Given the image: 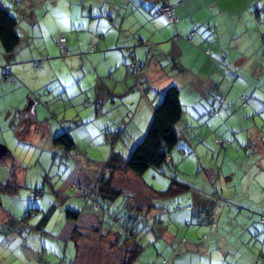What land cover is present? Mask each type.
<instances>
[{"label":"rangeland","instance_id":"obj_1","mask_svg":"<svg viewBox=\"0 0 264 264\" xmlns=\"http://www.w3.org/2000/svg\"><path fill=\"white\" fill-rule=\"evenodd\" d=\"M224 1L218 0L222 6ZM227 1L229 7L236 9L250 2L255 5V0ZM105 3L107 0L2 2L17 20L20 42L12 53H4L0 47V68L5 64L17 79L16 84H8L0 69V184L11 178L19 187L0 192V264H120L135 239L140 241L142 250L134 264H161L163 259H169L170 264H255V255L264 253V226L259 223L264 217V43L260 40L264 35V12L258 16L259 26L253 18L249 27L245 23L242 28L236 27L230 21L232 25L223 24L217 29L216 36L224 47L223 59L225 54L228 57L220 68L231 70L225 73L220 69L216 77L211 75L215 82L224 79L219 89L210 85L208 74L204 73L208 62L213 61L210 56L197 52L191 58L199 81L195 94L189 92L186 84L182 86L188 81L186 78L180 76L178 81L188 127L183 128L184 123L177 127L179 142L171 151V162L159 169L149 168L140 178L132 173L115 176L114 184L124 194L111 205L104 202L105 208L110 209L104 221L111 224L113 232H120L122 226L115 222L118 215L130 217L137 213V223L133 225L136 234L122 246L111 248L116 245V235L99 237L91 220L78 235V253L73 242L62 235L64 209L81 210L85 216L90 215V210L98 214L92 202H83L78 189H83L86 181L94 184L95 174L103 172L112 147L127 157L152 118L153 100H144L146 85L136 84L132 72L128 75L131 82L117 84L123 93L115 100L116 105H109V101L97 113L95 93L101 94L110 87L111 79L124 80L128 69L116 77L112 72L111 78L108 72L112 58L93 59V54H86L85 45V50L70 48V43L80 46L83 30L98 31L96 15L101 18L100 28L108 31L109 5L106 11ZM209 31L210 38L214 29ZM60 37L67 40L69 55H63L58 45ZM41 59L43 63L35 68L33 62ZM241 60L245 66H255V73L241 70ZM157 74L158 82L168 78ZM166 75L170 76L168 72ZM129 84L133 87L131 92ZM83 91L88 98H81ZM251 96L260 100L255 101L257 110L249 106ZM39 98L43 104L37 105ZM220 98L230 107L220 106ZM31 102L36 104L30 106ZM214 110L217 113L208 117L207 112ZM120 117H125L129 127L109 143L107 133L114 132ZM64 131L76 144L70 156L62 147L55 148L47 141L50 133L53 136ZM221 142L226 143L227 149L220 146ZM171 180L183 184L186 190L175 197L159 199L147 189L164 190ZM51 184L57 195L51 191ZM36 189L42 190L41 196H33ZM214 193L221 199L227 194L229 206L225 208L221 199L209 201L216 205L215 210L206 208L207 212L216 216L206 221L199 215L204 209L199 197ZM136 206L143 209L139 211ZM237 206L241 207L240 212L236 211ZM174 207L183 209L174 212ZM35 225L42 232L32 230ZM204 234L209 237L207 242L222 234V242L210 258L205 250L198 251L190 245ZM191 253L200 257L191 261Z\"/></svg>","mask_w":264,"mask_h":264},{"label":"trees","instance_id":"obj_2","mask_svg":"<svg viewBox=\"0 0 264 264\" xmlns=\"http://www.w3.org/2000/svg\"><path fill=\"white\" fill-rule=\"evenodd\" d=\"M173 0H160V4H159V8L166 2L170 7H171V14H167V17L169 19L170 22H176L178 20V18L175 17V8L178 7L182 1L184 0H176L174 3L172 4ZM124 4L121 5L122 9H127L129 11H132V16H127V18L133 20L139 19V16H137V14L133 11L135 8H132V10H130L131 7H133V0H124L123 1ZM130 3V4H129ZM110 4H112V2H110L109 0H107V3H105V5L110 6ZM126 4H129V6H126ZM246 7V13H245V17L246 18H253L256 19V26H259L261 24V21H259V17L258 16H262L261 14L264 12V9L262 8H255V5L252 4L251 2L245 5ZM129 8V9H128ZM229 8H234V7H229ZM243 8V7H242ZM106 10V9H104ZM240 10V9H238ZM124 11V10H123ZM239 12V16L237 19H244V15L241 14L242 11H238ZM222 16L220 17V20L218 23V25H214L213 23H211V25L209 26H205V30L210 32L209 30L212 28L214 29V32L211 33L212 35V39H215L216 41H220L219 36H216L217 34V29H219L220 26H223V24H227V25H231L230 21L228 18V14L226 15V12L221 14ZM85 17H87V15L85 14ZM115 17L110 18V20L108 19L109 23H112V20H114ZM236 19V20H237ZM176 20V21H175ZM247 19H245L246 21ZM238 21V20H237ZM228 22V23H227ZM17 20L14 16L11 15L10 13V8L7 6H3L0 3V47L2 49V51L4 53H12L14 51V49L18 46L19 42H20V38L17 34ZM243 26H241L240 28H242ZM138 29H140V26L138 25L137 28H135V31H137ZM118 30V27H117ZM133 31V32H135ZM195 31V30H194ZM192 32L190 35L188 36H184V38H187V40L190 42H192L193 40V35L195 32ZM83 34L85 35V38H88V41H86L87 45H86V51H87V55L88 54H100L103 56V59H107V58H112L113 62H111V68L109 69L110 71L108 72V74L110 75L113 71H114V63H122L123 66L125 67L126 70V76H125V82L127 81V79H129L128 81H130V76L129 72H132L135 76L136 79V84L140 83H144V85H146V87H144V91H149L152 88L150 87V84L148 82V80L146 79L145 76V71H146V66H147V62H149V53L150 52H154V49L156 47V44L153 42H150L149 40L144 41L140 35H138V33H134L133 35H135L136 40H137V45H139V47H145V50H143V54L144 57L143 59L138 58V57H134L133 55L135 54V49L133 51V48H135L136 44H132L131 46V50H128L127 52H125L123 50V46L116 44L115 46L109 48V50L106 53H102L104 49H102L103 44L100 43V41L103 40V34L100 33L99 31L94 32L92 31H86L83 30ZM236 33H234L233 35H235ZM110 35V34H109ZM205 37H207V34H205ZM216 36V37H215ZM237 36H232L231 38L234 39ZM63 39L64 43L62 44V46H59L60 49L63 51V55H69L70 50L69 48L66 46L67 44V40L64 37H60L58 39V45L60 43V40ZM139 40V41H138ZM260 40L261 42L264 43V35L260 36ZM129 46V47H130ZM219 48V47H218ZM111 49V50H110ZM152 50V51H150ZM113 52L115 54V56L113 55ZM219 52L223 53L222 51H215L213 48L210 49H205L204 53L205 55L208 56H213L211 57L216 60H218L219 63L223 62V54ZM218 54V55H217ZM168 55V54H167ZM125 57V58H122ZM170 56H167V59H163V61L165 63H168V67H166V72H170L169 69V62H173ZM44 59L42 60H37L33 62V66L35 68L39 67L40 62L43 63ZM170 62V63H171ZM214 61L208 62L207 65H209L210 69H212V71L216 66L213 65ZM41 65V64H40ZM2 69V79L4 81H6L7 83H10L12 85L16 84L17 79L16 77L8 70V67L5 65H2V67L0 68ZM227 70V69H226ZM225 70V71H226ZM212 71H205L206 74H208V81L211 82L212 84H210L211 86H217L215 88L219 89L220 85H222L224 80L223 78L221 79V83L220 82H215L214 80H212V76L216 77ZM220 72H222L220 70ZM227 73H230L231 70H227ZM211 73V74H210ZM172 76L175 75V73H171ZM210 74V76H209ZM112 75V74H111ZM212 75V76H211ZM197 76V74H196ZM111 78H113L111 76ZM197 78V77H196ZM202 79V78H201ZM113 83H116L118 81H120V78L117 79H111ZM197 80L195 79L194 83L195 85H192L189 82H186L185 84L187 86H189V92L192 94H195L194 88L192 89V87H196V83ZM185 84H182V86H185ZM210 85L208 84V86L210 87ZM181 86L179 87V83L177 85H171L169 87H167L162 93H160V99L152 102L155 106L151 109V121L149 123L148 128L146 129L143 137L141 138V140L136 143L134 145V147L132 148V150L130 151L129 155L127 157H123L121 153H119V151H115L113 149V147L111 148L110 154L108 156L107 161L104 163L103 165V172H100L101 174H97L95 180L93 181L94 184L91 188V193L82 191V188H79L78 191L80 194H82V200L84 203H93V207L96 210V212H98V214L101 215V225L104 223V227L106 230H104L103 233H99V237L104 238L106 237L108 234L111 235H116L115 238V244L114 246H110L111 248L115 247V246H122L126 241H128V239L130 238V236L132 234H136L134 233L135 231L133 228V225L135 226V224L137 223V220L135 218V216L137 215V213L132 214V216H127V215H117L114 216V218L116 221V224L122 227H119L121 229L120 232L118 231H112V227L111 224L109 225L108 222H105V214L106 213H110V209L109 208H105L104 202L107 201V203L109 205H111L112 203L115 202V200L117 199V197L119 196H123L124 191L115 186L114 185V179L117 173H125V172H129L134 174L137 178H140L142 176V174H144L149 168H154V169H159L161 168L163 165L168 164L169 162H171V151L174 149V147L178 144L179 142V135H178V131H177V127L181 126L183 123L184 125H182L183 128H187L188 127V123H187V119L185 118V114L183 112V105H182V95H181ZM197 89V88H196ZM199 90V88H198ZM226 93V92H225ZM191 94V96H192ZM41 99H43V97H40ZM40 98L37 99V105L43 104L40 101ZM241 99H243V96H240ZM239 98V99H240ZM45 100V99H44ZM260 102V100L258 98L254 99L253 96L250 97L249 99V106L254 109L257 110L256 108L258 107L256 105V102ZM157 102H159L157 105H155ZM264 101H262L263 103ZM35 102H31L29 105H35ZM218 104L220 106H225L227 105L228 107H230V103L226 104L225 100L223 98H220L218 100ZM49 110V108H48ZM217 113L216 110L214 111H209L207 112V116L208 117H212L213 115H215ZM121 125L118 124L117 128L114 129L117 130V132L114 134V132L112 133H107V141H109V143H113L114 141V136H120L121 133L123 132ZM120 128V129H119ZM250 140V138H247L246 141L248 142ZM218 141V140H217ZM52 146L56 147H62L64 149V151H66L67 153H69L70 156V151L75 150L76 149V144L74 142V140L72 139V137L70 136L69 133H67L66 131L60 133V134H56L52 137L51 139V143ZM221 147H224L223 149H227L226 148V143L225 142H221ZM106 173V174H105ZM14 176V175H12ZM11 179V178H10ZM8 179L6 183L4 184H0V192H5V191H9L12 192L13 190H15L16 188H18L19 186L14 185L11 180ZM18 184V183H17ZM51 191L54 192L57 195V191H55L54 186L51 184ZM87 189V188H86ZM90 189V188H89ZM148 191L150 190V192L152 193V195L156 198L159 199H169L172 197H175L176 195H179L181 193H183L186 190V187L183 184L178 183L176 180H171L168 187L164 190L161 191H157L154 190L152 188L147 187ZM42 190L36 189L35 191H33V196H41ZM222 193V192H221ZM223 194V193H222ZM224 199H221V197L218 195V193H214L212 195H209L208 197H199L200 198V205L204 208H201V211L199 212L200 217H202V219L206 220V221H210L211 220V215L210 213L208 214L207 209L206 208H213L214 205L216 203L211 204L209 201H214L215 199H221L223 200V204L224 207L225 206H229V202L227 200H229L228 195L225 194ZM212 197V199H211ZM137 210L141 211L142 208L140 206H136ZM189 210H192L191 206L187 207ZM226 208V207H225ZM182 207H174L173 211L177 212L179 210H182ZM214 209V208H213ZM237 212L241 211V207L237 206L236 208ZM206 210V211H205ZM82 211L81 210H74V209H70V208H66L63 210V213L61 214L63 216V222H61V229L64 225V223L66 221H71L73 222L74 226L72 229V232L70 233V235L68 236V240L73 242L74 247L76 248V251L78 253L79 251V245L77 243L78 238L80 235L81 230L79 231V227L77 226V222L78 219L81 215ZM51 215V213H50ZM48 219L49 214H48ZM259 223L261 225L264 226V217H261L259 220ZM131 224V225H129ZM110 226V227H108ZM32 230H38L40 232H42V228L39 227L38 225H35ZM117 232V233H116ZM131 232V233H130ZM155 237L158 239V234L155 235ZM209 240V237L207 235H203L198 242H194L193 244H202V243H211L212 241L210 240L209 242H207ZM185 241L184 243H187V240H183ZM133 248H126V252H130V255L128 253H126V255H124L122 261L120 264H134V262L137 260L139 254L141 253L142 250V246L140 245V241L135 239L132 242ZM214 245L212 244V247ZM76 253V255H77ZM128 254V255H127ZM194 253H191V261L192 259L197 258L196 255H193ZM178 256V255H177ZM256 262L255 264H264V253L263 252H259V254H256ZM263 260H262V259ZM237 261V260H236ZM262 262V263H259ZM191 263V262H190ZM73 264V263H71ZM119 264V263H118ZM161 264H170V260L169 259H163Z\"/></svg>","mask_w":264,"mask_h":264},{"label":"crops","instance_id":"obj_3","mask_svg":"<svg viewBox=\"0 0 264 264\" xmlns=\"http://www.w3.org/2000/svg\"><path fill=\"white\" fill-rule=\"evenodd\" d=\"M3 1L0 0V3L2 4ZM109 1L112 2V4H110L109 6V11H108V7L106 8V11L109 12L108 19L110 20V18L112 17L113 18L115 17V19L112 20V23L108 22V31H105L104 29L100 28L99 25H100L101 18L96 15V18L99 19L96 23V27L98 31L103 34V40L100 41V43L103 44L102 49H104L102 53H106L109 50V48L115 46L116 44L123 46V50L125 52H127L128 50H131L132 48L130 45L137 43L136 37L135 35H133L136 32L138 33V35L141 36V38L144 41L149 40L150 42H153L156 44L154 52L150 50L152 52L149 53V58H148L149 62H147L148 64L146 66V71H145L146 79L148 80V82L149 80L150 82H152V84L150 83V87L152 89L149 91L145 90L147 94L145 95L144 100L147 102L150 101V98L153 100V102L159 100L160 93H162L167 87L171 85L173 86L177 85L178 81H180V76L186 78L188 80L187 82L191 83L192 85H195L194 81L195 79L197 80L196 78L197 73L194 72V68L196 65L195 63H192L191 58L196 56L197 52H200L203 55V52L205 51V49H208V48L210 49L213 48L217 52L218 51L224 52V47L221 44V41H218V40L216 41L215 39H212L211 36L209 38V37H205L204 35V33L205 34L208 33V31L204 29L206 25L209 26L211 22L213 24L215 23L216 25L220 24L218 22L223 12L224 13L226 12V15L228 14L229 20L231 19V21L235 22L236 27L243 26V23H245L246 26L248 27L250 26V24H252L251 16L250 18L249 17L246 18L244 14V17H245L244 19H237L238 17H240L238 11H242V10L246 11V7H243L240 10L236 9L235 7L229 8V4L227 0L225 1L223 0L224 6L220 5L218 0H184L178 7L175 8V17L178 18L177 21L175 20L176 22H170L166 14H162L159 12L158 8H159L160 0H133V7H131L130 10H132V8H135L133 11L137 14V16H139L138 20L136 19L131 20L127 18V16H132L133 13L132 11H129L127 9H126V12L122 10L121 5L124 4L123 2L124 0H109ZM175 1L176 0H173L172 4H175L174 3ZM129 4H126V6H129ZM262 7H264V0H255V8H262ZM245 19L247 20L245 21ZM169 22L171 23L170 25H169ZM138 25L140 26V29L135 31V28H137ZM117 27H118V30H117ZM193 31L195 33L193 35L192 42H190V40L188 41L187 38H184V36L190 35ZM108 37H109V40H108ZM81 40H82V43L80 44L79 47L70 43L69 44L70 48L71 49L79 48V49L85 50L84 45L86 46V41H88V38L86 37L85 40L84 38H82ZM192 43H197V44L196 46H194L192 45ZM143 50H145V47H141V46L139 47V45L136 44L135 48H133V51L135 52L133 56L143 59L144 57ZM220 53L221 52H219V55ZM113 55L115 56L114 52H113ZM167 56H170L171 60L173 59L172 60L173 62L171 61H170L171 63L169 62L170 64L169 67L174 69L173 72L168 73L170 76L166 75L167 74L166 67H168L167 65L168 63H165L163 61V59L165 60L167 59ZM92 58L93 59H101V58L103 59V56L100 54H93ZM122 58H125V57L122 56ZM216 58L217 57H215V59L212 58V60L214 61L213 65H215L216 66L215 68L217 69H214L212 71V69H209L210 68L209 67V68H206V70L212 71L215 76L216 74L219 73L220 69L222 72L227 73L225 69L220 68V63L218 62V60H216ZM226 58H228L227 54H225V59H223V62L226 61ZM239 58L241 59L242 56ZM237 59L238 58H236V60ZM243 63L244 62H242V60L238 63L241 70L247 69L248 71L255 73V66H251V65L245 66L243 65ZM114 65L115 67H114L113 72H115L114 74L116 77V74L120 71H123L125 68L122 63H114ZM197 69H199V72H200V68L198 67ZM157 73L162 74V76L165 75L168 78L165 81L158 82ZM171 73H175V75L172 76ZM111 76L113 77V75ZM161 80H164V78L161 77ZM123 81L125 82V78L124 80H120L116 83L112 82V85L110 87H107L106 90L102 92L101 94L95 93L93 97H94L95 102H97L98 104L97 113H99V110H103L105 107V104H109V101L111 102V104L109 105H112V104L116 105L115 100L120 99L123 93V91L120 92V90L117 88V84ZM185 83L186 82H183L182 84H185ZM132 88H133L132 85L129 84L128 90H130V92L132 91ZM193 88L194 90H196V87H192V89ZM88 89L89 87L87 88V90ZM2 94H3L2 89H0V96ZM82 96L88 98V95L86 94L85 91L81 93V98ZM152 105L153 104H151L150 106V112L152 109ZM116 123L123 126L122 129L124 128L127 129V127H129V124H130L129 122L125 120V117H120V119ZM60 128L61 127H59L58 129L60 130ZM52 132H53V128H52ZM50 134L51 136L48 135V138L50 140L47 139L49 143H51V139L54 136V135L52 136L53 133H50ZM125 173H129V172H125ZM96 175L97 174H95V177ZM84 183L85 185L83 186L84 188L82 191H84V193L85 192L91 193V188L93 184L92 185L86 184L88 183V181ZM215 205L213 207L214 210H215ZM90 211H91L89 212L90 215H86V216L84 215V212L81 213L78 219V222H77L79 231L80 230L84 231V229H87L85 228L87 227L86 224L90 223V221L92 220L97 227L96 229H98V233H103L104 230L106 229L104 227L105 225L104 223L102 225L100 224L101 223L100 220L102 219L101 215L100 214L95 215L93 214L92 210ZM88 216H91V217H88ZM215 216H216L215 213L211 215L212 219L215 218ZM82 221H84L83 224H82ZM73 226L74 224L71 221H66L64 223L61 233L64 237H66L65 239L68 238V235L70 231L73 229ZM68 231L69 233H67ZM218 235L219 236L214 237V239L211 240L212 242L209 244L207 243L193 244L191 242L190 243L191 248H196L198 251L205 250L207 252L206 254L210 258L212 257L213 253L216 252L215 250L218 249V246L222 242V239H223L222 234H218ZM212 244L214 245L213 247H212ZM199 245H203V246L200 248ZM195 255L200 257L197 254Z\"/></svg>","mask_w":264,"mask_h":264},{"label":"built area","instance_id":"obj_4","mask_svg":"<svg viewBox=\"0 0 264 264\" xmlns=\"http://www.w3.org/2000/svg\"><path fill=\"white\" fill-rule=\"evenodd\" d=\"M161 12L163 11H167L168 14H171V7L165 2L159 9ZM64 43V40L61 39L60 40V43H59V46H62V44Z\"/></svg>","mask_w":264,"mask_h":264},{"label":"water","instance_id":"obj_5","mask_svg":"<svg viewBox=\"0 0 264 264\" xmlns=\"http://www.w3.org/2000/svg\"><path fill=\"white\" fill-rule=\"evenodd\" d=\"M2 148L0 147V150H1Z\"/></svg>","mask_w":264,"mask_h":264}]
</instances>
